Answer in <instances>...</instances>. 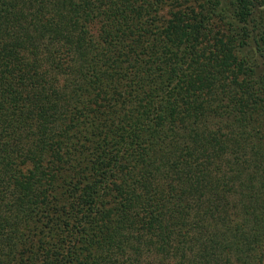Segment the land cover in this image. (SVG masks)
Wrapping results in <instances>:
<instances>
[{
  "label": "trees",
  "instance_id": "16d2710c",
  "mask_svg": "<svg viewBox=\"0 0 264 264\" xmlns=\"http://www.w3.org/2000/svg\"><path fill=\"white\" fill-rule=\"evenodd\" d=\"M0 264H264V0H0Z\"/></svg>",
  "mask_w": 264,
  "mask_h": 264
}]
</instances>
